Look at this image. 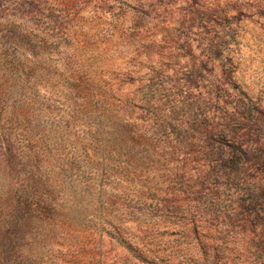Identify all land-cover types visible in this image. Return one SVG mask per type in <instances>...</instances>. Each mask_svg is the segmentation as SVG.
Instances as JSON below:
<instances>
[{
	"label": "rangeland",
	"instance_id": "obj_1",
	"mask_svg": "<svg viewBox=\"0 0 264 264\" xmlns=\"http://www.w3.org/2000/svg\"><path fill=\"white\" fill-rule=\"evenodd\" d=\"M0 264H264V0H0Z\"/></svg>",
	"mask_w": 264,
	"mask_h": 264
}]
</instances>
